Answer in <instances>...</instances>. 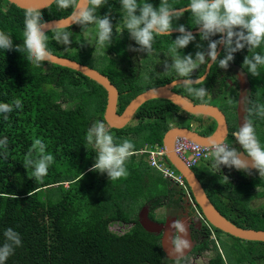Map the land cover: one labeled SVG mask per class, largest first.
Returning a JSON list of instances; mask_svg holds the SVG:
<instances>
[{"label": "trees", "instance_id": "1", "mask_svg": "<svg viewBox=\"0 0 264 264\" xmlns=\"http://www.w3.org/2000/svg\"><path fill=\"white\" fill-rule=\"evenodd\" d=\"M144 2L158 8L161 0H138L139 4ZM189 2L168 0L176 10L186 8ZM71 11L61 10L53 4L42 10L41 15L43 21L47 22L65 18ZM25 12L7 0H0V31L9 35L14 45L10 51L0 49V103H12L15 99L22 102V107L14 108L7 120L0 114V139L7 137L8 140L7 150L0 147V245L4 243L3 232L7 228L18 232L22 241L5 264L173 263L162 250L160 236L145 231L137 214L134 216L136 209L132 207L137 203L141 188L142 199L158 198V201L169 199V195L175 191L161 189L166 188L162 185L165 180L163 175L158 171L156 174L147 161V155L139 152L163 146L164 136L171 125L168 117L175 116L185 121V124L174 125L176 127L190 128L193 123L194 130L203 136H210L215 131L216 121L210 117L186 113L168 100L149 101L137 111L134 121L124 129L108 127L117 143L127 139L135 146V155L125 165L128 176L112 181L106 173L89 171L97 153L87 144L85 137L91 121L106 124L104 112L107 92L101 85L74 70L46 62L39 68L34 67L26 59V52L15 51L16 45H23ZM105 14L109 15L114 26L109 50L112 49L116 57L103 59L104 66L94 55V47L85 38L86 31L82 32L79 25L68 29L72 33L69 46L58 44L53 39L52 31L46 34L47 45L51 53L106 75L119 90L118 113L121 114L139 94L180 77L174 69L161 74L156 72L152 76L142 71L144 67L139 64V51L130 50V47L139 48V45L124 27L125 12L121 0H107L96 11L97 16L103 17ZM172 23L174 30L180 25H184L187 31L199 29L189 12H185L179 19L174 17ZM116 28H120V33L115 32ZM179 35L155 37L152 52L162 53L172 59L169 50ZM195 37V41L180 50L182 56L191 53L194 57L197 51L207 49L208 41ZM211 39L215 41L220 36ZM197 44L202 45V48L198 49ZM253 52L264 55V44ZM253 52L245 47L234 53V59L229 63V69L230 65H238L248 76V107L252 102L264 105V66L258 68L260 75L253 77L248 73L247 66L243 65L244 58H251ZM223 55L224 49L218 59L223 58ZM145 63L147 68L149 63ZM206 69L207 65L200 66L196 73L193 72L192 78L203 77ZM224 70L219 68L217 62L212 66L204 84L196 85L208 91L203 102L190 96L183 86H177L174 91L195 104L220 106L232 122V129L238 131V100L236 96L225 100L230 74ZM231 70H234L233 67ZM64 104L72 106L64 107ZM252 119L264 147V118L254 116ZM35 138H41L47 145V151L55 157L42 182H36L31 176L32 170L23 166L24 156ZM227 141L231 140L228 138ZM251 173L244 178L238 191L248 193L247 196H264V192L255 193L257 187H264V180L256 177L255 172ZM213 174L210 188L213 193L217 190L219 194L224 179L221 174ZM5 193L14 194L17 199ZM243 214L245 224L234 221L237 226L264 231V210L257 212L243 209ZM150 216L153 217L152 212ZM117 223L132 226L120 234L111 230V226ZM208 247L209 241H202L198 246V254ZM221 247L227 252L225 257L215 254L209 264H264L262 242L233 238L232 244L224 243Z\"/></svg>", "mask_w": 264, "mask_h": 264}, {"label": "clouds", "instance_id": "2", "mask_svg": "<svg viewBox=\"0 0 264 264\" xmlns=\"http://www.w3.org/2000/svg\"><path fill=\"white\" fill-rule=\"evenodd\" d=\"M52 3L61 10L72 9L66 18L58 20L52 27L53 39L58 44L64 46L71 44L72 33L68 29L72 24L81 26L82 32L88 31L90 25H95L98 29L97 47L103 49L111 44L113 25L109 15L105 14L103 17L96 15L97 9L102 8L107 0H50V4ZM121 7L125 12L124 27L139 45V48L130 47V50L147 54L153 51L155 37L171 35L174 30L172 23L174 17L179 19L185 12L191 14L199 28L200 40L208 41L207 49L197 51L194 57L191 53L182 56L180 50L195 41L196 37L192 32L186 31L184 25H180L175 27V31H178L180 35L173 41L169 50L172 54V64L169 66L165 62L164 66L167 70L174 69L176 74L183 78L173 81V87L183 86L190 96L201 102L208 95V91L205 87H196V85L204 84L205 77L193 79L194 70L202 65L211 68L217 62L219 68L227 69L234 59V53L245 47L249 52H253L264 44V0H190L188 6L180 10L173 9L168 0H161L158 8L147 2L139 4L138 0H121ZM40 9L33 7L26 10L23 45L15 46V51L26 52L28 62L37 68L52 59V53L47 45L48 35L45 34V30L50 26L43 21ZM217 35L220 39L213 41L211 38ZM219 45L224 47V55L220 59H218L220 53L217 51ZM13 47L11 37L0 31V49L10 51ZM196 47L201 49L202 45L197 44ZM243 65L247 66L248 73L253 77L259 76L258 68L264 66V55L253 52L251 58L248 56L244 58ZM151 93L153 96L158 95L156 89H153ZM21 107L20 99H15L12 103H0V114H3L4 119L7 120L8 114L14 108L20 109ZM254 116L264 118V105L252 102L247 108V118L244 119L243 125L233 133L235 140L243 149V154L224 143L226 140L224 141L223 138L218 139L214 136L207 140L205 147L211 150L208 155L213 161L211 164L213 169L220 171L221 166H224L248 175L252 174L250 169H254L259 177H264V147L256 134L252 119ZM85 139L97 153L95 162L89 171L106 173L112 181L128 176L125 165L127 160L135 155V146L132 142L124 139L117 143L110 134L108 126L101 121L91 125ZM7 144V137L0 139V147L7 150ZM54 161L55 157L47 151V145L41 138H35L24 156L23 166L27 170H32L31 176L36 182H42ZM170 167L172 168L171 165ZM31 194L32 192L29 196ZM5 195L14 200L17 199L14 194L5 193ZM170 229L173 231L169 239L171 248L168 250V257L174 261V264H181L186 257V251L191 248V242L187 239L188 231L180 219L171 223ZM3 237L4 243L0 245V264H5L7 259L14 254L15 248L22 244L20 234L12 228L5 229Z\"/></svg>", "mask_w": 264, "mask_h": 264}, {"label": "water", "instance_id": "3", "mask_svg": "<svg viewBox=\"0 0 264 264\" xmlns=\"http://www.w3.org/2000/svg\"><path fill=\"white\" fill-rule=\"evenodd\" d=\"M9 3L17 6L20 9L27 10L28 8H41L40 11L45 10L51 7L54 3L50 4V0H7ZM184 9V8H183ZM180 10V9H178ZM66 18V17H65ZM62 19V18H61ZM60 19H53L45 22L50 27L45 30V34L52 31V27ZM76 24H72L71 27ZM70 27V28H71ZM187 31V30H186ZM193 35H199V29L190 31ZM171 34H180L178 31L173 30ZM223 50V45H220L218 53H221ZM219 57V56H218ZM46 63L57 65L63 68H68L74 70L82 75L88 77L92 81H95L101 85L107 92V104L104 112V121L107 126L111 129H124L130 123L134 121L137 111L147 102L152 100H168L174 105L178 106L180 109L186 113L210 117L214 119L217 123L215 131L210 136H203L196 132L193 127H171L165 134L163 139V146L165 148V154L167 162L173 166L186 180L187 185L190 188V191L194 197V200L201 208L203 214L209 221V223L214 226L216 229L222 231L225 234L239 238L248 242H262L264 243V231L263 230H254V229H245L236 226L227 220L214 206L210 198L208 197L206 191L204 190L199 178L196 176L194 170L189 168L175 153L174 145L175 141L178 138H186L201 145H206L207 140L210 137L216 136V138L227 140L229 136V128L226 120V115L220 110L218 106L210 104H195L192 101L188 100L186 97L176 93L172 86V82L163 86L150 88L143 93L139 94L134 98L125 110L119 114L118 113V101H119V91L114 84L109 80L107 76L99 72L98 70L91 68L87 65L81 64L77 61L71 60L66 57H60L52 53V59ZM211 63V62H210ZM213 66V65H212ZM211 66V67H212ZM211 68L206 69V73L203 77L207 78L210 73ZM180 80V79H177ZM175 81V80H174ZM179 83V81H178ZM241 85V94L237 104V121L238 129L244 123V119L247 118L246 110V96L249 83L245 77L241 76L240 79ZM153 89L157 90L158 95L153 96L151 91ZM243 154V152H241ZM246 155V154H244ZM254 170V169H250ZM176 220L167 219L165 224H159L155 221H152L149 216V209L144 208L139 214V223L145 231L152 234H161V247L166 257H168V250L171 248L169 243L170 236L172 235L173 230L170 229L171 223ZM186 225L188 236L187 239L191 242V248L186 251L185 255H189L194 247L192 240L190 224L184 223ZM171 260V259H169Z\"/></svg>", "mask_w": 264, "mask_h": 264}, {"label": "flooded vegetation", "instance_id": "4", "mask_svg": "<svg viewBox=\"0 0 264 264\" xmlns=\"http://www.w3.org/2000/svg\"><path fill=\"white\" fill-rule=\"evenodd\" d=\"M94 26L92 25V27L84 33V36L86 39H87V36L91 39H94V44H91L89 41L88 42L91 44L92 47H94V49H95L94 55L96 57H98L101 65L104 66L105 63H104L103 59L105 60L107 57L114 59L116 56H114L115 54L112 51V49L109 50V47H110L109 45H107L103 49H100L97 47L98 29ZM95 30H96V33H95V36H93L92 32H94ZM115 32L117 34L120 33V28H116ZM113 34H114V26H113ZM194 36H198V35H194ZM223 49H224V47H223ZM110 51H112V52H110ZM222 52H223V50H222ZM97 53H99V54L97 55ZM143 53H144V55H143ZM141 54L143 56H145L143 59H141L142 60L140 62L141 64L148 62L149 67H150V64L153 63L157 69V71L150 72L151 75H149V76H152L156 72H160V74H161L167 70L166 68L164 70H161L159 68V64L161 67L160 56H162L164 54L155 53V52H151L150 54H147L146 52H140L139 51V53H138L139 59H140ZM151 59H154L155 62H152ZM232 67L234 70H231ZM230 68L231 69H229V66H228V68L226 70H224L226 73L228 72L230 74V76H228V78H227V84L228 85L226 88V94H229L228 91L233 87L236 91V94L234 95V97L236 96L237 100H239V97L241 94L240 79H241V76L245 77L249 83V87L247 89L246 101H245L246 102V110H247V108H248V101L247 100L249 98V91H250V82L248 80V76L240 69V67L238 65H233V66L230 65ZM238 69H240L241 72H239ZM144 71H146L145 68H144ZM196 72H197V69L194 70V73H196ZM178 79H183V78L180 77ZM233 98H231V99H233ZM225 100L228 101L227 98H225ZM219 108L226 115L225 111H223V109L220 106H219ZM246 117H247V115H246ZM226 120H227L228 128H229L228 138H229V141L230 140L231 141L230 142L226 141L225 143L227 145H229L231 148H235V149L239 150L240 152H243V149L241 148V146L238 144V142L235 140V137L233 136V133L236 131L232 129V122L229 121L227 115H226ZM91 124H93V121H91ZM91 124H90V126H91ZM237 125H238V121H237ZM256 134H257L258 139L260 140L261 145H263L261 139L259 138V134L257 132H256ZM211 161H212L211 159L208 161H204L198 167H194L193 170H194L196 176L199 178L204 190L206 191L208 197L210 198V200L214 204L215 208L227 220H229L233 224H235L234 221H241L243 224H245L243 221V217L245 218V215L243 214V209H250V210L257 211V212H261V210H264V205L261 206V205L257 204V201L264 199V196H262V195L259 196L258 194H256L254 197H251L249 199V196L245 195L243 193V191H240V192L238 191V188L241 185L242 181L244 180V178L246 176H248L246 173L241 172V171H237L234 168H232V169L226 168L224 166H221L220 171L217 169H213L211 167V164H212ZM250 171L255 172L256 177L260 178L261 180H264V177H259L258 172H256L255 170H250ZM213 173L221 174L223 179H224L223 180V182H224L223 189L220 190L221 194L220 193L218 194L217 190L215 191V193H213L211 191V188H210V180L211 179L210 178L214 175ZM164 179L166 180V182L169 183V185L167 183L166 189L170 190V191L175 190L174 193L169 195V199H162V200L158 201L155 198V200L152 201V203L146 202V204H143L139 209L148 208L149 209V216H150L151 212L153 214V217L150 216V219L152 221L159 223V224H165L167 219H174V218L180 219L182 223H189L190 224V230H191V235H192L194 247H193L192 252L189 255H187L184 258V260H182V262L187 261L194 253L198 254V246L204 240H206V241L208 240L209 242L210 241L211 242L212 241H215V242L221 241L222 244H224L226 242L222 241L223 236L228 237L231 240H233V238H235V237L230 236L228 234L220 233L218 231V229H216L214 226H212L209 223V221L207 220V218L203 214L201 208L198 206V204L194 200V197H193V195L190 191V188L188 186H187L188 189L181 187L183 189L182 190V189L174 186L166 178H164ZM256 190L257 191H255V193H262V192H264V187L259 186V187H257ZM253 193H254V191H253ZM132 209H134V207H132ZM158 209H164V216L158 214ZM156 218H159V221H157ZM131 226L132 225H129V228ZM158 236H160V238H161L162 233L159 234ZM237 239H239V238H237ZM232 243H233V241H232ZM222 244H220V248L217 250V252H218V254H221L225 257L226 251H225V248L221 247ZM226 245H229V244L226 243ZM208 248H210V247H208ZM229 251L231 252V250H229ZM198 255H200V254H198ZM207 264H209V260L207 261Z\"/></svg>", "mask_w": 264, "mask_h": 264}, {"label": "built area", "instance_id": "5", "mask_svg": "<svg viewBox=\"0 0 264 264\" xmlns=\"http://www.w3.org/2000/svg\"><path fill=\"white\" fill-rule=\"evenodd\" d=\"M225 143V142H224ZM174 150L177 156L189 167L194 168L202 162L208 161L211 157L208 153L211 151L204 145L198 144L186 138H178L175 141ZM146 154L148 163L152 168L158 169L163 176L178 187L188 189L186 182L180 174L171 167L163 164V158L166 156L164 146H156L153 149H145L140 152ZM207 157V158H206Z\"/></svg>", "mask_w": 264, "mask_h": 264}, {"label": "rangeland", "instance_id": "6", "mask_svg": "<svg viewBox=\"0 0 264 264\" xmlns=\"http://www.w3.org/2000/svg\"><path fill=\"white\" fill-rule=\"evenodd\" d=\"M95 27V26H94ZM95 33H96V30L94 31V32H92V34H93V36H95ZM91 34V35H92ZM198 37H200V35H198ZM87 39H88V41L91 43V44H94V39H91V38H89L88 36H87ZM99 53H97V55H98ZM143 55H144V53H143ZM142 54H141V56H140V62L142 61L141 59H143L145 56H143ZM151 61L152 62H155V60L154 59H151ZM140 62H139V64H140ZM160 62H161V67H160V64H159V68L161 69V70H164L165 69V62H167L168 63V65H170L171 63H172V59L170 58V57H168V56H165V55H162V56H160ZM143 66H144V68L146 67V63H144V64H142ZM155 67V65L153 64V63H151L150 64V67L148 66L147 68H145V70L146 71H144V69L142 70L144 73H150V72H153V71H157V69H156V67ZM239 70V72H241L240 71V69H238ZM146 76V75H145ZM144 76V77H145ZM149 76V75H148ZM145 78H147V76L145 77ZM231 80V79H230ZM232 81V80H231ZM234 90V91H233ZM228 93L229 94H227V99L228 100H230L231 98H233L234 97V95L236 94V91H235V89L232 87L229 91H228ZM72 105L71 104H64V107H71ZM107 126V125H106ZM197 170V169H196ZM153 171L157 174L158 172H159V174L161 173L162 175H163V173L162 172H160L158 169H156V168H153ZM158 171V172H157ZM200 173V172H199ZM163 178H164V176H163ZM162 185H165V186H167V182L164 180V182H162ZM161 189L162 190H166V188L165 187H161ZM142 191H143V188H141L140 190H139V193H138V200L136 201L137 203L134 205V209H136V213H134V216L137 214V216H138V220H139V214H140V212L142 211V209H139V206L140 205H143V204H146V202L147 203H152V201H154L155 200V198H146V199H142ZM255 191H257V190H255ZM248 193H246L245 195H247ZM253 196V194H251V196H249V199L251 198ZM254 197V196H253ZM156 200H157V198H156ZM257 204L258 205H261V206H263L264 205V199H261V200H259V201H257ZM139 209V210H138ZM137 210H138V213H137ZM158 214L159 215H162V216H164V209H158ZM156 220L157 221H159V218H156ZM111 230L113 231V232H117V233H120V234H122V233H125L126 231H128L129 230V225H124V224H122V223H117V224H113L112 226H111ZM223 238V242H226V243H228V244H231L232 243V241L233 240H231L230 238H228V237H225V236H223L222 237ZM220 244H222V242L221 241H210L209 242V247L210 248H208V250H206V251H204L202 254H200V255H198V254H196V253H194L187 261H183V262H181V264H207V261L208 260H210L215 254H218V252H217V250L220 248ZM230 249H232V248H230ZM171 264H174V262L173 263H171Z\"/></svg>", "mask_w": 264, "mask_h": 264}, {"label": "crops", "instance_id": "7", "mask_svg": "<svg viewBox=\"0 0 264 264\" xmlns=\"http://www.w3.org/2000/svg\"><path fill=\"white\" fill-rule=\"evenodd\" d=\"M192 115V114H191ZM195 116H197V115H195ZM168 120L170 121V128L171 127H173L174 125H176V124H181V123H183V124H185V121H183L182 120V118H178V117H175V116H173V117H168ZM174 124V125H173ZM190 127H193V129H194V124L192 123L191 124V126ZM227 141V140H226ZM163 164L166 166V167H170V164L167 162V158H166V156L163 158ZM172 169L173 170H175L178 174H180L179 172H178V170H176L173 166H172ZM181 176H182V174H180ZM184 178V177H183ZM177 188H180V189H182L181 187H178V186H176ZM183 190V189H182ZM167 191H169V190H167Z\"/></svg>", "mask_w": 264, "mask_h": 264}]
</instances>
